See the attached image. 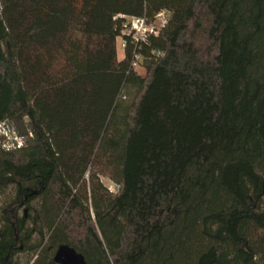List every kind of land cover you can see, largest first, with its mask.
<instances>
[{"label":"trees","instance_id":"trees-1","mask_svg":"<svg viewBox=\"0 0 264 264\" xmlns=\"http://www.w3.org/2000/svg\"><path fill=\"white\" fill-rule=\"evenodd\" d=\"M4 121L0 264H264V0H0Z\"/></svg>","mask_w":264,"mask_h":264},{"label":"built area","instance_id":"built-area-1","mask_svg":"<svg viewBox=\"0 0 264 264\" xmlns=\"http://www.w3.org/2000/svg\"><path fill=\"white\" fill-rule=\"evenodd\" d=\"M169 18V13L165 11L159 13L153 21H148L146 18H130L128 19L127 36L131 38L132 43H143L149 36H158L168 25ZM121 49L125 51L126 41L122 40ZM136 66L137 63L134 64V67ZM27 141L28 137L19 135L13 123L0 122V150L21 149L27 145Z\"/></svg>","mask_w":264,"mask_h":264},{"label":"rangeland","instance_id":"rangeland-1","mask_svg":"<svg viewBox=\"0 0 264 264\" xmlns=\"http://www.w3.org/2000/svg\"><path fill=\"white\" fill-rule=\"evenodd\" d=\"M121 44H122V40L119 39L117 41V48H118V59L121 60L124 57V51L121 49ZM135 69L138 71V73L142 76L145 75V70L140 67V66H136ZM103 183L106 187H108L109 189L114 191V186L111 182H109L108 180H103Z\"/></svg>","mask_w":264,"mask_h":264},{"label":"water","instance_id":"water-1","mask_svg":"<svg viewBox=\"0 0 264 264\" xmlns=\"http://www.w3.org/2000/svg\"><path fill=\"white\" fill-rule=\"evenodd\" d=\"M62 257H65V259H63ZM59 258L64 260L63 264H84L82 258L77 257L72 253L68 255H61L59 256Z\"/></svg>","mask_w":264,"mask_h":264}]
</instances>
